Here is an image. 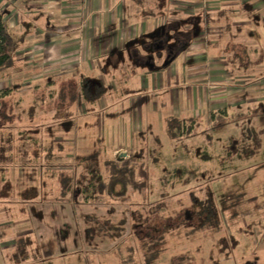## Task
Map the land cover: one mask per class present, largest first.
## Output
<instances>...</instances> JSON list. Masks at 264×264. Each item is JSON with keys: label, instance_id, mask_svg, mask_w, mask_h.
Instances as JSON below:
<instances>
[{"label": "rangeland", "instance_id": "374dc122", "mask_svg": "<svg viewBox=\"0 0 264 264\" xmlns=\"http://www.w3.org/2000/svg\"><path fill=\"white\" fill-rule=\"evenodd\" d=\"M178 1L187 7L175 14L181 21L161 19L155 35L167 27L164 45L172 47L175 37L191 41L166 69L160 37L145 34L136 42L141 57L115 53L118 66L105 75L99 60L87 70L43 68L29 48V66L20 62L23 71L0 78L9 83L0 89L7 91L0 98V264H121L129 248L133 264H142L139 237L146 233L160 238L152 248L162 251L152 264H264V8L252 9L249 23L230 24L218 47L205 42L200 48L202 6L217 4L208 8L214 17L221 5L229 4L223 15L236 13L235 6L232 0ZM21 22L30 32L31 21ZM242 32L245 38H238ZM192 52L202 59L190 61ZM80 74L105 89L94 104L69 101L80 96ZM172 115L187 125L194 117L188 137L167 138L165 118ZM90 155L103 181L104 162L130 157L135 178L146 183L144 197L133 193L120 203L104 196L103 205L61 200L60 177L73 178L80 190L81 158ZM20 159L35 165L20 166ZM209 206L205 222L198 214ZM88 217L110 237L93 229L96 241L87 239Z\"/></svg>", "mask_w": 264, "mask_h": 264}, {"label": "crops", "instance_id": "0c3cea01", "mask_svg": "<svg viewBox=\"0 0 264 264\" xmlns=\"http://www.w3.org/2000/svg\"><path fill=\"white\" fill-rule=\"evenodd\" d=\"M178 2V0H0V10H7L3 19L8 31L12 36L14 35V42H16L13 57L15 62L12 61L8 73H0V78L4 75H7V78L12 77L17 75L19 71H23L20 68V62L22 65L29 66L28 54L25 55V50L29 48V50L34 51L36 60L41 62L43 68L49 67V65H52L51 68H56V66L66 68L64 65L70 67L75 64L74 68L71 67L72 69L83 67L84 70H87V64L91 65L92 62L95 63L99 60L101 62L99 68L102 70V75H105L118 66L116 63L119 59L112 58L116 56L115 53H119L120 56L134 55L139 57L140 54H138L137 49L140 45L136 42L145 34L152 39L159 28L156 25L161 22V19L166 20L169 24L181 21V19H176L175 14L178 15L176 12L179 11L184 12L187 7ZM206 4L204 7L202 6V15L199 18L198 40L201 41L200 48H203L201 45L205 42L207 43L205 44L206 47H218L221 42L226 41L227 34L224 31H227L230 24L249 23L251 10L264 8V0H232L231 6H235L236 13L223 15L229 12V4H225L216 9L220 13L214 17L209 13L212 10L208 8L209 6H217V4ZM169 8L172 11L168 12ZM42 12H45L44 20L40 15L43 14ZM21 20L31 21L30 29L27 26V30L30 32L22 30ZM243 33L238 38H245ZM78 44L79 46H77ZM78 47L79 49H77ZM84 47L87 48L88 58L86 57V60L82 52ZM207 49L204 55H207L209 48ZM191 50L192 47L188 49V52ZM23 53L25 57L21 56ZM187 54L191 59L190 61L196 62L202 59L203 55L200 54L199 59H196L195 56H191L193 52ZM17 56L21 57L17 59ZM80 60L82 61L81 65ZM131 60L136 65H144L142 61H137L134 58ZM168 66L161 69H166ZM61 68L58 70L62 71ZM213 68L217 67L214 66ZM210 73L215 76L221 74L218 71H210ZM200 74L202 73L196 75L199 76ZM69 76L74 78L76 72L69 74ZM79 78L94 79L83 74H80ZM2 80L0 79V82ZM79 98L82 100L80 96L74 95L72 99L69 97V101L70 103L77 102ZM97 101L84 102L94 104ZM169 101L174 100L169 97ZM167 118L184 119L177 115ZM189 119L195 120L194 117ZM126 159L127 156L124 160ZM26 233L29 234L30 231ZM91 241L95 242L96 240L92 239Z\"/></svg>", "mask_w": 264, "mask_h": 264}, {"label": "trees", "instance_id": "16d2710c", "mask_svg": "<svg viewBox=\"0 0 264 264\" xmlns=\"http://www.w3.org/2000/svg\"><path fill=\"white\" fill-rule=\"evenodd\" d=\"M168 28H162L161 33H157L160 37L158 41L163 45V48L167 50V58L166 63L162 64V68L168 66L171 61H173L177 56L181 55L183 50L186 48L187 44L190 43L191 39L186 38H173L175 40V44L172 47L168 45H164V39L168 35ZM155 35V38L158 36ZM175 36V35H173ZM154 38V43L158 42L157 39ZM15 52V42L12 34L8 31L6 23L3 19L2 12L0 10V72L6 69H9L12 66V61ZM79 90L80 97L83 101L93 102L100 99L104 93L105 89L101 85L100 81L88 78H81L79 81ZM7 91H2L0 93V98ZM74 95L70 96L72 99ZM189 125H187V121L185 119H175V118H167L165 120V134L169 140H179L182 137H188L193 128H194V120L189 119ZM94 157V155H90L87 157L81 158V160L86 161V174L81 176V178L85 179V185L81 187L80 190L76 189L73 184V178L70 177H60L59 182V198L61 200H66L69 203H72L73 206L76 204L79 205H103L105 201H103V197H106V200H114L120 201V203L128 201V195L133 193L140 194L141 197L145 195V181H139L135 178L134 168L131 165V159L128 157L127 160L122 161L120 164L115 163L112 160H107L104 162L105 171L107 173L106 181L100 180V176L98 170L89 163L90 158ZM50 159V156L45 158ZM20 166L30 167L35 165V159L30 160H19ZM91 193L92 195L87 196V194ZM94 194V195H93ZM77 196H82V200L79 203L76 198ZM213 210L211 207H206L205 211L200 212L198 216L206 215L205 222H208L209 217L211 216ZM87 218V217H86ZM86 219V223L88 227L85 228L84 234L87 239H93L92 232L93 229L96 236L99 237H110L109 229L105 228L103 225L97 224L98 220L94 218ZM90 220V223H89ZM92 221V222H91ZM121 223V222H120ZM91 224H94L91 226ZM203 228V225H200L196 231H199ZM115 230L114 228H111ZM141 241L140 249L142 252V264H152L155 262L161 254V249H153L152 245H159L160 238L152 237L150 234L146 233L143 236L139 237ZM128 255L124 258H120L121 264H133L131 257L130 248L127 249Z\"/></svg>", "mask_w": 264, "mask_h": 264}, {"label": "built area", "instance_id": "2783aa9c", "mask_svg": "<svg viewBox=\"0 0 264 264\" xmlns=\"http://www.w3.org/2000/svg\"><path fill=\"white\" fill-rule=\"evenodd\" d=\"M7 83V84H6ZM8 82H0V89H2V88H4L5 86H8ZM123 158H126V156H124V155H121ZM122 157H121V159H122Z\"/></svg>", "mask_w": 264, "mask_h": 264}]
</instances>
